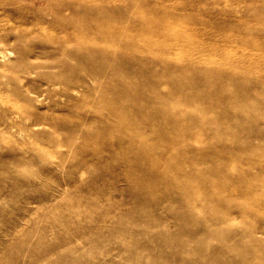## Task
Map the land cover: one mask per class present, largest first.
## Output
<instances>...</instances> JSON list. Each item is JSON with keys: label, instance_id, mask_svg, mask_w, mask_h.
I'll return each mask as SVG.
<instances>
[{"label": "rangeland", "instance_id": "obj_1", "mask_svg": "<svg viewBox=\"0 0 264 264\" xmlns=\"http://www.w3.org/2000/svg\"><path fill=\"white\" fill-rule=\"evenodd\" d=\"M0 264H264V0H0Z\"/></svg>", "mask_w": 264, "mask_h": 264}, {"label": "bare ground", "instance_id": "obj_2", "mask_svg": "<svg viewBox=\"0 0 264 264\" xmlns=\"http://www.w3.org/2000/svg\"><path fill=\"white\" fill-rule=\"evenodd\" d=\"M157 18H158V17H157ZM157 18H156V19H157ZM159 23H160V22H159ZM157 25H158V24H156L155 26H157ZM101 26H102V25H101ZM117 26H118V25H117ZM113 27H114V26H113ZM143 27H144V26H143ZM116 28H117V27H116ZM158 29H159V28H157V29L155 28L156 31H157ZM153 30H154V28H153ZM162 30H163V29H162ZM78 31H80V30H78ZM109 31H111V30H109ZM154 32H155V31H154ZM154 32H152V33L155 34L156 32H155V33H154ZM160 32H161V31H160ZM175 32H176V31H175ZM118 33H119V32H118ZM152 33H151V35H152ZM177 33H178V32H177ZM78 34H79V32H78ZM114 34H116V33H114ZM167 35H168V34H167ZM172 35H173V33H172ZM115 36H116V35H115ZM163 36H164V34H163ZM168 38H169V37H168ZM142 39H143V38H142ZM137 40H138V39H137ZM139 40H140V39H139ZM163 41H164V40H163ZM149 42H150V41H149ZM130 44H132V43H130ZM130 44H129V45H130ZM135 44H136V43H135ZM154 44H155V43H154ZM165 44H166V43H165ZM125 45H126V44H125ZM127 46H128V45H127ZM144 46H146V44H145ZM154 46H155V45H154ZM129 47H130V46H129ZM129 47H128V48H129ZM139 47H140V46H139ZM152 47H153V46H152ZM152 47H150V48H152ZM128 48H126V49H128ZM161 48H162V47H161ZM136 49H137V48H136ZM129 50H130V49H129ZM134 50H135V49H134ZM148 51H149V50H148ZM159 94H160V93H159ZM161 95H162V94H160L159 96H161ZM157 97H158V95L156 96V98H157Z\"/></svg>", "mask_w": 264, "mask_h": 264}]
</instances>
